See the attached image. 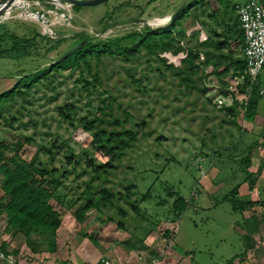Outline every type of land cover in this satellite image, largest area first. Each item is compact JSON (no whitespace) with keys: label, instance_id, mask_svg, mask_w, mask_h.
<instances>
[{"label":"rangeland","instance_id":"1","mask_svg":"<svg viewBox=\"0 0 264 264\" xmlns=\"http://www.w3.org/2000/svg\"><path fill=\"white\" fill-rule=\"evenodd\" d=\"M184 1L191 0H105L77 9L65 0H23L20 5H10L0 15V23L9 31L25 37L38 31L51 40L38 37L27 55L0 56V91L20 73L52 62L80 34L108 38L142 29L145 24L162 26ZM209 10L208 2L205 10L197 11L200 21L193 16L182 19L184 32L177 41V52L157 49L149 53L142 46L133 56L93 57L89 70L54 72L50 80L37 82L26 95H17L5 104L0 113V140L12 145L20 139L18 151L24 159H40L56 167L57 174L66 169L60 174L58 189L62 201L50 199L62 220L55 232L57 255L83 252L90 259L105 253L111 264H138L136 255L142 254L146 263L160 258L161 264H169L173 258L165 255L173 248L183 255H170L178 258V264L183 258L189 264H224L241 253V236L235 225L241 213L229 201L216 200L229 192L243 173L241 152L247 147V135L230 120L231 114L213 101L219 89L216 86L223 80L215 75V57L206 55L209 47L200 44L205 40L201 30L203 19L210 17ZM113 19L103 28L105 21ZM190 22H197L195 41L187 31ZM214 24L216 29L218 24ZM57 38L63 40L48 50ZM124 42L131 43L129 39ZM190 47L201 50L193 58L198 67L191 71L183 60ZM177 68L183 72L176 73ZM185 74L191 80L182 79ZM64 103L75 107L72 121L58 112ZM95 113L107 127L136 129L137 137L113 161V167L93 179L97 187L104 185L115 193L112 204L99 202L89 207L85 219L79 221L75 209L86 202L81 193L93 174L86 161L92 158L97 165L108 156L95 149L91 133L79 124L81 116ZM112 117L123 124L113 122ZM235 119L238 122V115ZM25 136L31 139L26 141ZM46 147H51L52 160ZM13 153L0 146V164ZM2 179L0 172V230L6 226ZM175 192L190 199L179 216L172 207ZM132 201L137 202L139 213L132 208ZM120 209L125 212L120 214Z\"/></svg>","mask_w":264,"mask_h":264},{"label":"trees","instance_id":"2","mask_svg":"<svg viewBox=\"0 0 264 264\" xmlns=\"http://www.w3.org/2000/svg\"><path fill=\"white\" fill-rule=\"evenodd\" d=\"M151 1V0H147ZM209 0H191L186 2V5L180 10L174 17L173 20L162 26L151 27L145 24L142 29H134L126 32L123 35L99 38L93 37L86 34H80L76 37L69 46L53 61L65 54L71 46L80 40L85 39V42L73 50L69 55L63 57L57 62H49L48 64L38 67L37 69L20 73L16 80L6 89L0 91V113L6 103L12 102L17 95H26L29 90L39 81L43 79H51L54 72L79 68L82 72L83 69L89 70L91 68L90 60L93 57L97 59L103 54L116 55L125 54L127 56H133L143 46L149 53L155 50H172L177 52L180 49L177 41L181 39V34L184 32V28L180 27L182 19L187 17H194L199 20L197 15L198 10H205L206 4ZM82 5L74 4V8H79ZM209 15L215 14V9H210ZM105 21L103 28L108 27L114 22ZM191 20V19H190ZM200 21V20H199ZM192 26L194 22H192ZM235 25L239 24V29H235V32L242 33L243 31L240 26L237 14L235 16ZM228 25L225 31L230 29ZM214 33V37L213 34ZM212 34L210 33L207 38L200 44L206 49V55H213L215 58V67L217 73L225 72L228 69L229 64H225L220 69H217L218 62L222 60V57L226 55L222 49L230 45L229 35L221 37L220 33L213 28ZM232 36V33H230ZM38 37L45 38L47 41L51 40L46 35L34 31L31 37L20 36L16 33L9 31L3 23H0V56H11V55H27L30 54V48L36 43ZM215 38V39H212ZM124 42V40H128ZM63 38L54 39V43L48 47V50L54 48L55 45L59 44ZM174 43L176 45H174ZM201 51V50H200ZM199 49L189 48L185 60V68L188 70H194L198 65L194 63L195 57L198 56ZM217 60V61H216ZM244 61L242 58L237 59V65L233 72H243ZM176 73L183 72L182 68L175 69ZM98 74L95 73L93 78H97ZM182 79H190L188 75H183ZM191 80V79H190ZM256 85L252 87V93L249 97L247 108L244 114L245 118L251 115V111L257 103L258 94L256 93ZM73 103H64L59 106V114L68 120H73L71 115L74 110ZM102 110V107L98 108ZM226 112L231 114L230 119L236 123L239 129L242 127L239 122L235 119L237 115V102L234 106L226 108ZM113 122H120L122 120L117 117L111 118ZM103 118L95 113L92 117L81 116L79 118V124L84 129L91 133V142L95 149L102 155H108L106 159L97 165L93 164V159L89 158L86 164L90 166L92 175L86 181L84 191L81 193L86 199V202L75 209L76 219L83 221L86 217V212L91 206H98L99 202L104 205L112 204L114 192L110 191L106 186L97 187V183L93 182L94 178H100L102 171H107L108 168L113 167V161L119 159L124 150L131 145L132 141L137 137V130L134 128H126L120 126L107 127L103 123ZM31 136H25V140L29 141ZM22 145V141L17 139L12 145L5 143L0 140V146L4 148H11L14 150L12 156L9 157L8 161H3L0 164V172L3 174L1 182V188L5 197V202L2 206L3 211L6 215V226L10 229L21 232L25 236L26 245L33 251H54L56 248L55 243V232L60 225L61 215L60 212L54 207L50 199L56 197L59 201L61 200L60 193L58 192L59 187L62 185L60 174H64L66 169L62 170V173L57 174L58 169L56 167H50L46 162L42 160L35 161V158L30 160L24 159L19 154V148ZM45 151L50 153V160L53 159V152L51 147H46ZM244 151H247L245 153ZM249 147L241 152V166L246 169L249 165ZM234 158V157H233ZM76 162V161H75ZM101 183V182H99ZM237 184L234 185L229 192L221 196L218 201H229L231 206L235 210H242L247 205H250L253 201L248 199L247 201L239 199L236 195ZM149 190L143 194L142 198L147 197ZM172 194V192H169ZM128 199V196H125ZM174 214L179 216L190 204V199H187L183 195L175 192V198L172 202ZM132 208L139 213V207L136 201L131 202ZM120 214L125 212L124 209H120ZM121 224L120 221L117 222ZM168 232V230H165ZM35 235V237H33ZM37 235V236H36ZM6 244L2 243L1 248L8 254ZM235 256L230 257L224 264H233ZM264 264V262L262 263Z\"/></svg>","mask_w":264,"mask_h":264},{"label":"crops","instance_id":"3","mask_svg":"<svg viewBox=\"0 0 264 264\" xmlns=\"http://www.w3.org/2000/svg\"><path fill=\"white\" fill-rule=\"evenodd\" d=\"M209 1L210 9H215V14L210 15L211 18L207 17L208 19H203L204 30H201L203 32V38L206 39L212 33L215 26L214 23H217L218 27L216 30L220 33L221 37L228 34L231 40L229 47L225 48L227 49L226 58H223L217 66L219 67L217 69H220L225 64H229L228 69L220 74L214 69L215 75L218 78H222L233 72L237 65V59L241 58L243 35L241 32H238V34L235 32V29H239V24H234L236 16L235 4L246 0ZM258 1L264 3V0ZM196 23L194 22L191 28L187 30L190 34V39L193 41L196 39L194 31L197 29L195 27ZM228 25L231 27L228 31H225ZM230 33H232V36ZM261 70L258 75V83L256 84V93L258 94L257 103L251 111V115L241 123L242 127L240 128L241 133L247 135L249 165L246 169L242 168L243 173H241L240 179L236 183L238 185L236 196L241 200L247 201L250 199L253 202L240 210L241 218L235 222L241 236L242 248L241 253L235 256V264H262L264 262V256L263 259H257L258 255H264V81L261 80ZM259 90H262V92L259 93ZM244 152L247 153V151ZM2 243L6 244L5 247L8 250V254L1 248ZM0 249L5 254V257L0 259V264H65L66 261L68 264H94L101 256L107 257L105 253L102 255H94L92 258L87 259L88 256L84 255L83 252L74 255L72 253H66L64 257L59 254L57 255V251L33 252L26 245L25 236L21 232L6 228V226L5 229L3 227L0 230ZM171 249L172 251L167 249L169 254L165 255V257L173 258L172 262H168L169 264H178V258L170 255H183L178 254L173 248ZM136 256V262L138 264H146L145 260L142 259V254ZM109 260V264H111V259L109 258ZM160 260L159 258L150 264H161ZM181 263L189 264L185 258L181 260Z\"/></svg>","mask_w":264,"mask_h":264},{"label":"built area","instance_id":"4","mask_svg":"<svg viewBox=\"0 0 264 264\" xmlns=\"http://www.w3.org/2000/svg\"><path fill=\"white\" fill-rule=\"evenodd\" d=\"M235 11L243 31L241 58L244 61L243 72H231L222 77V83L217 85L213 101L226 111L237 102V115L244 121L245 111L252 87L258 83V75L264 65V3L258 0H246L235 4ZM262 90H259L261 93ZM236 115V116H237ZM5 254L0 249V259ZM152 259L149 263L155 261ZM108 257L101 256L94 264H109Z\"/></svg>","mask_w":264,"mask_h":264},{"label":"water","instance_id":"5","mask_svg":"<svg viewBox=\"0 0 264 264\" xmlns=\"http://www.w3.org/2000/svg\"><path fill=\"white\" fill-rule=\"evenodd\" d=\"M12 0H1L0 1V14L4 11L5 7L8 6L10 4ZM71 4H79V5H93V4H98L101 3L105 0H65ZM186 5V1H184L170 16L169 19L173 20L175 15L183 9V7ZM85 42V39L78 41L77 43H75L73 46H71L69 48V50L63 54L62 56L56 58L53 62H57L60 59H62L63 57L69 55L73 50H75L77 47H79L81 44H83Z\"/></svg>","mask_w":264,"mask_h":264},{"label":"bare ground","instance_id":"6","mask_svg":"<svg viewBox=\"0 0 264 264\" xmlns=\"http://www.w3.org/2000/svg\"><path fill=\"white\" fill-rule=\"evenodd\" d=\"M25 1H26V0H25ZM57 1H58V0H57ZM22 2H23V0H12V1L10 2V4H9L8 6L5 7V9H6L7 7H9L10 5H11V6H14V5H20ZM65 2H66V1H65ZM60 3H61V2H60ZM64 5H65V4H64ZM66 6H68V5H66ZM5 9H4V10H5ZM2 13H3V12H2ZM2 13H1V14H2ZM1 14H0V15H1ZM163 21H164V20H163ZM163 21H161V22L163 23ZM152 22H154V21H152ZM150 24H151V23H150ZM154 24H155V23H154ZM156 24H157V23H156ZM152 25H153V24H152Z\"/></svg>","mask_w":264,"mask_h":264}]
</instances>
